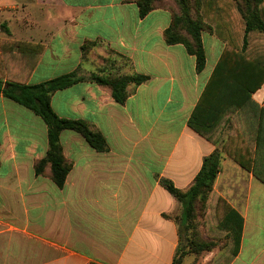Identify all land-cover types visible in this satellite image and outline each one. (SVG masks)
Listing matches in <instances>:
<instances>
[{
	"label": "crops",
	"instance_id": "0c3cea01",
	"mask_svg": "<svg viewBox=\"0 0 264 264\" xmlns=\"http://www.w3.org/2000/svg\"><path fill=\"white\" fill-rule=\"evenodd\" d=\"M228 1L206 2L205 64L198 72L184 45L165 42L172 15L164 7L140 17L133 0H0V39L44 46L26 84L73 71L147 76L126 85L123 103L93 81L52 93L58 116L83 120L107 144L97 151L80 133L62 130L59 142L70 163L62 187L50 178L49 165L34 172L48 147L44 121L0 95V264H173L184 212L160 179L186 191L214 152L213 192L242 217L238 246L229 240L216 264H264V183L221 149L234 121L236 151L249 159L260 120L255 104L264 108L261 54L247 50L251 31L245 36L244 20ZM235 20L241 43L234 39ZM235 59L242 65L234 67ZM249 88L253 103L242 95ZM199 102L198 121L215 142L188 125ZM204 221L205 234H230L212 216Z\"/></svg>",
	"mask_w": 264,
	"mask_h": 264
},
{
	"label": "trees",
	"instance_id": "16d2710c",
	"mask_svg": "<svg viewBox=\"0 0 264 264\" xmlns=\"http://www.w3.org/2000/svg\"><path fill=\"white\" fill-rule=\"evenodd\" d=\"M138 6V14L144 17L152 9L159 7L154 3L157 0H133ZM264 0H237L236 9L245 23V36L250 31H259L264 34V18L261 14L260 4ZM178 11L173 13L169 26L164 30V39L167 44L181 43L189 54L194 55L196 70L199 72L205 64V51L201 39V31L205 28V23L201 12L194 16L191 14L192 7L190 0H176ZM166 8V7H164ZM169 9V8H168ZM245 44V38H244ZM90 43L82 46L83 55L86 54ZM44 46L39 43L23 42L19 40L2 38L0 39V95L5 96L20 105L30 109L38 115L46 124L48 147L46 155L34 163L36 175L42 174L47 165L50 167V178L58 187H62L70 163L66 161L62 154L59 142V134L64 129H72L80 133L86 141L97 151H105L107 144L104 137L93 130L86 122L80 119H68L58 116L52 109L50 98L53 92L66 88L76 82L93 81L107 85L111 88L112 97L118 103H123L128 91V83L139 84L147 79L146 75H103L92 72L90 74H79L77 71L65 73L36 84H26V78L33 69ZM15 49V50H14ZM242 60L235 59L233 66L242 65ZM256 63H259L260 83L264 81V58L261 56ZM245 66L250 64L245 63ZM257 86V85H256ZM253 88L245 89L242 95L252 102L249 92ZM238 94V92H236ZM253 103V102H252ZM255 112L259 114L258 133L255 137V151L251 152V157L243 161L241 155L236 151V124L229 122L230 130L226 140L222 144V151L232 157L243 168L249 170L253 175L264 183V170L259 169V165H264V108L255 104ZM202 103L199 102L188 119V125L198 134L211 142L215 140L209 134V127L198 121L199 110ZM219 153L214 152L205 157L194 182L186 191H181L173 186L168 179H160L162 185L176 198L183 206L184 223L193 218L196 203L200 201L206 210L204 219L212 216L215 227L220 230H228L229 240L238 246L242 217L223 198L213 192V181L218 172ZM222 235V234H218ZM181 238V236H180ZM229 251L228 260L235 255L236 248ZM208 246H198L195 252L207 249ZM227 260V261H228ZM173 264H178L174 257Z\"/></svg>",
	"mask_w": 264,
	"mask_h": 264
},
{
	"label": "rangeland",
	"instance_id": "374dc122",
	"mask_svg": "<svg viewBox=\"0 0 264 264\" xmlns=\"http://www.w3.org/2000/svg\"><path fill=\"white\" fill-rule=\"evenodd\" d=\"M236 1L237 0H229L225 4H228L227 6L229 8L236 7ZM206 2L207 0H190V6L192 7L190 12L193 17L198 15L199 12H201L202 17L206 16L205 14L208 13H205ZM154 4L156 6L166 7L171 15L175 12L177 13L178 11L176 0H157ZM260 8L261 14L264 18V1L260 4ZM170 10H173V13ZM233 23L234 39H238L241 43V34L239 32L240 21L235 20ZM216 34L222 42L224 39L222 33ZM253 49L258 50L264 58V34L255 30L251 31L247 39V50L251 51ZM205 214V208L202 203L198 201L196 203L193 218L190 221L185 223L183 222L182 234L175 255L178 264H216L217 262L215 261V258L223 252L226 244L228 243L229 236L227 234L216 236L205 234L203 230L205 225ZM198 246H208V248L199 252L193 251ZM208 254H211L209 255L211 257H207Z\"/></svg>",
	"mask_w": 264,
	"mask_h": 264
},
{
	"label": "built area",
	"instance_id": "2783aa9c",
	"mask_svg": "<svg viewBox=\"0 0 264 264\" xmlns=\"http://www.w3.org/2000/svg\"><path fill=\"white\" fill-rule=\"evenodd\" d=\"M262 103L264 104V97H263V99H262Z\"/></svg>",
	"mask_w": 264,
	"mask_h": 264
}]
</instances>
